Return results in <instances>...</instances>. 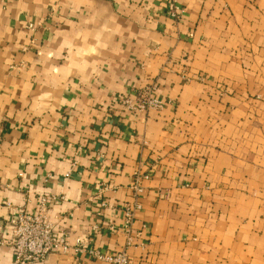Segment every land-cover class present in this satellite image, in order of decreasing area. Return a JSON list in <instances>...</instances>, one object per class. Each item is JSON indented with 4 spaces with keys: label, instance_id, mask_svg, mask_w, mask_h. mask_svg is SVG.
<instances>
[{
    "label": "crops",
    "instance_id": "obj_1",
    "mask_svg": "<svg viewBox=\"0 0 264 264\" xmlns=\"http://www.w3.org/2000/svg\"><path fill=\"white\" fill-rule=\"evenodd\" d=\"M176 3L0 0V239L46 196L56 236L128 264H264V0Z\"/></svg>",
    "mask_w": 264,
    "mask_h": 264
},
{
    "label": "built area",
    "instance_id": "obj_2",
    "mask_svg": "<svg viewBox=\"0 0 264 264\" xmlns=\"http://www.w3.org/2000/svg\"><path fill=\"white\" fill-rule=\"evenodd\" d=\"M171 1L170 15L179 18L183 13L176 0ZM28 28L33 30V23L28 24ZM120 104L131 111H145L148 109H160L163 102L149 94L145 90L136 98L128 96L117 99ZM139 189V188H137ZM55 199V198H54ZM46 196L41 197L39 205L34 212H29L25 208H13V214L8 220L9 235L0 239V245H6L13 253L14 263H31L43 261L51 253H81L87 252L90 256L112 264H128L129 257L125 251L104 253L88 247L89 238L79 236L71 243L65 232L56 236L53 232V224L47 217ZM9 205V203H7ZM138 207V205H135ZM124 226L128 229L133 218L132 207H127L123 212ZM111 230L116 231L110 226Z\"/></svg>",
    "mask_w": 264,
    "mask_h": 264
}]
</instances>
